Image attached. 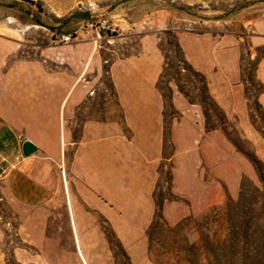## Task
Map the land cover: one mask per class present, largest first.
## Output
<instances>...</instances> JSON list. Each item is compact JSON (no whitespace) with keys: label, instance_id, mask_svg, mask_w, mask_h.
Masks as SVG:
<instances>
[{"label":"crops","instance_id":"crops-1","mask_svg":"<svg viewBox=\"0 0 264 264\" xmlns=\"http://www.w3.org/2000/svg\"><path fill=\"white\" fill-rule=\"evenodd\" d=\"M90 13L106 18L97 9ZM113 13L125 30L121 35L98 39L82 27L99 21H83L72 43L59 40L37 59L19 58V44L0 36V159L10 164L0 195L24 243L12 248L17 264H89L86 253L93 246L80 235L95 232L89 223L95 214L106 220L132 264H140L162 171L171 175L161 209L169 225L201 216L227 194L236 197L241 178L254 176L222 130L206 129L199 102L191 103L174 83L168 86L171 107L166 102L159 88L166 63L161 22L153 20L152 30L139 33L123 4ZM253 29L245 51L237 34L183 30L175 37L183 59L205 77L214 104L264 161V137L250 123L251 90L241 68L245 52L257 61L255 79L264 87V22ZM133 41L137 49L122 53ZM96 95L103 99V116L84 117L75 137L72 126ZM255 100L264 113V90ZM166 103L172 110L168 124ZM24 141L36 146L29 157L21 152ZM64 214L69 251L49 235ZM0 264H7L1 245Z\"/></svg>","mask_w":264,"mask_h":264},{"label":"rangeland","instance_id":"rangeland-1","mask_svg":"<svg viewBox=\"0 0 264 264\" xmlns=\"http://www.w3.org/2000/svg\"><path fill=\"white\" fill-rule=\"evenodd\" d=\"M122 4L132 15L133 21L130 22L135 23L131 27L134 32L146 33L152 30L149 28L151 21L161 22L158 24L161 27L158 28L161 29L160 38L167 66L159 87L166 96V102H170V83L188 93L193 101L201 100L202 85L199 79L191 76L184 70L185 66L179 63L181 55L174 47L175 32L190 30L198 33L237 34L243 40L245 51L248 50L247 34L252 33L254 24L264 22V0H0V36L19 44V58L37 59L41 50L53 46L62 35L74 37V31L83 21L112 22L120 28L121 35L125 30L119 26V16H113L117 15L113 12ZM92 9L105 14L106 18L92 19ZM135 45L136 41H133L129 47L122 48V53L134 52L137 49ZM261 55H264V49L259 50V56ZM241 68L244 80L249 78L253 82V87H249L251 93L248 94L251 106L253 96L264 87L256 81L254 60L245 52ZM102 80L105 88H108L107 76L104 75ZM94 98L86 106L87 109L80 110L78 120L72 126L75 137L84 117L103 116V99L100 95ZM204 108L209 110L208 106ZM171 113L172 110L166 103L167 124ZM216 115L220 118L218 111L209 112L211 123L218 125L220 121ZM263 118L261 108L254 106L249 120L261 135L264 134ZM227 121L230 127L225 126V129L239 147L248 154L255 153L253 141L244 138L234 123ZM224 136L226 137L225 134ZM261 155L264 159V152ZM241 167L239 164L238 169L241 170ZM253 170V177L243 176L240 180V185L242 182L244 185L242 194L239 186L236 197L232 198L227 194L224 202L215 206L219 208L217 215L204 219L211 208L201 216L190 215L186 217L189 218L187 221L176 225L159 222L151 230L149 227L142 236L144 248L140 264H264V188L255 169ZM166 180V173L162 171L157 196L169 197V184ZM228 199L232 204L226 211L224 206ZM10 218L11 214L0 195V226L4 231V238L0 241L1 251L7 264H17L13 259L12 248L22 247L24 243L18 235L17 226ZM89 223H94L95 232L80 235L81 240L91 241L90 246H93L86 253L89 264H132L130 256L102 216L95 214L92 218L89 217ZM56 225L57 230L62 227V232L56 233L55 227H52L54 229L49 235L60 238L63 247L71 250V234L66 229L65 214Z\"/></svg>","mask_w":264,"mask_h":264},{"label":"trees","instance_id":"trees-1","mask_svg":"<svg viewBox=\"0 0 264 264\" xmlns=\"http://www.w3.org/2000/svg\"><path fill=\"white\" fill-rule=\"evenodd\" d=\"M174 47L178 50V52L180 53L181 55V50L178 46L177 43H175ZM179 63L183 64L185 66L184 70L186 72H188L191 76H193L194 78H198L199 79V83L202 85V88L200 89V94H201V100L198 101L202 107L204 106H208L209 110L206 111V109L204 108V116H205V119H206V129L209 131V130H222L223 133L226 135V137L228 138V140L236 147V149L241 152L247 159L248 161L252 164V166L254 167L257 175H258V178L260 180V182L262 183V186L264 188V163L256 156L255 153H252V154H248L246 152H244L240 147L239 145L237 144V142L233 139V137L228 133V131L225 129V126H229V123L224 115V113H222L220 111V109L214 104L213 100L210 98L208 92H207V85H206V82H205V78L199 74L198 72H196L195 70L192 69V67L183 59L182 55H181V59L179 60ZM255 63V66L257 65V61H254ZM166 66L167 64L165 63V67H164V71L162 73V76L160 78V82L159 84L162 83V79L164 78V75H165V72H166ZM248 84L250 85V87L252 86L253 87V82L250 81V79L248 78ZM160 88V87H159ZM179 90L185 95V97L191 102V103H194L195 101H193V99L190 97V95L188 93H186L185 91H183L180 87H178ZM161 90V88H160ZM264 90V88L262 90H259L257 91L258 92H262ZM250 90H248L249 92ZM251 93V91H250ZM163 97L166 98V96L163 94ZM254 100H253V104L252 106H259L257 101L255 100V96H253ZM209 100V103L207 102ZM169 106H170V102H168ZM171 107V106H170ZM214 112L215 111H218L220 113V118L218 117V120L220 121L219 124H212L211 121H210V118H209V112ZM263 123H264V118H263ZM263 137H264V134H263ZM170 180H171V175L168 173L167 174V180L166 182L169 184L170 183ZM243 190H244V185H243V182L241 183L240 185V193L242 194L243 193ZM171 198H174V196H170ZM165 199V196H157L156 195V200H157V211H156V214L154 216V219H153V222L150 226V230L152 227H154L155 225H157L159 222H164L166 224V222L164 221L163 219V216H162V213H161V209H162V203H163V200ZM231 204H232V201L230 199H228L227 203L225 204L224 206V209L227 211L229 210V208L231 207ZM219 211V208L217 207H214L212 208L208 214H206L204 216V219H208L210 216H214V215H217V212ZM227 212H225L226 214ZM189 218H184L182 221H187ZM181 221V222H182ZM149 235V233H148Z\"/></svg>","mask_w":264,"mask_h":264},{"label":"built area","instance_id":"built-area-1","mask_svg":"<svg viewBox=\"0 0 264 264\" xmlns=\"http://www.w3.org/2000/svg\"><path fill=\"white\" fill-rule=\"evenodd\" d=\"M82 28L83 30L95 32L98 39L105 37L110 40L111 38L120 35V28L116 24L108 21L86 22ZM74 35L76 36V33ZM75 36L62 35L59 40L65 44H70L75 39ZM9 167L10 164L6 160L0 159V180L5 178Z\"/></svg>","mask_w":264,"mask_h":264},{"label":"water","instance_id":"water-1","mask_svg":"<svg viewBox=\"0 0 264 264\" xmlns=\"http://www.w3.org/2000/svg\"><path fill=\"white\" fill-rule=\"evenodd\" d=\"M21 152L24 157H29L36 152V146L30 141H24L21 146Z\"/></svg>","mask_w":264,"mask_h":264}]
</instances>
